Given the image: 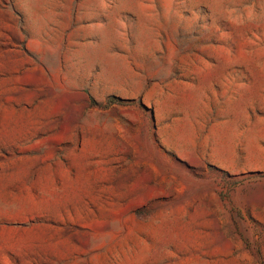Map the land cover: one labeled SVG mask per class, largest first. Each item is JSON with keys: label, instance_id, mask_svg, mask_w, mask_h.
I'll return each instance as SVG.
<instances>
[{"label": "rangeland", "instance_id": "obj_1", "mask_svg": "<svg viewBox=\"0 0 264 264\" xmlns=\"http://www.w3.org/2000/svg\"><path fill=\"white\" fill-rule=\"evenodd\" d=\"M0 264H264V0H0Z\"/></svg>", "mask_w": 264, "mask_h": 264}]
</instances>
